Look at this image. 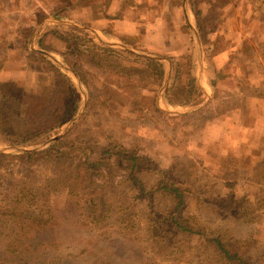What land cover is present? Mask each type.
I'll return each mask as SVG.
<instances>
[{
    "label": "rangeland",
    "instance_id": "374dc122",
    "mask_svg": "<svg viewBox=\"0 0 264 264\" xmlns=\"http://www.w3.org/2000/svg\"><path fill=\"white\" fill-rule=\"evenodd\" d=\"M89 1L0 0V78L5 76L11 79L25 93L40 94L52 72L50 63L67 71L62 58L71 62L75 58L66 50L65 42L53 35V31L70 35V27H76L73 25L76 15L74 9L76 6L85 8ZM201 1L191 0L190 11L194 17L198 15L200 20L205 11ZM233 1L222 0L219 4H211L208 12L212 15L205 19L206 25L202 27L214 28L213 15L225 17L216 7L223 6L226 15H238V20L233 19L230 28L237 25L247 33L235 46L226 65L218 69L213 98L206 107L184 112L188 106L166 107L162 100L173 67L178 70L177 77L168 94L174 99L187 95L193 101L195 94H186V82L192 67L190 55L178 54L176 51L174 55L171 54L174 52L163 53L168 58L163 60L166 74L162 85L159 87L150 84L151 80H141L139 83H147L148 88L144 90L136 87L133 90L131 84L134 81L138 84L136 78L128 79L100 68L90 54L84 53L81 56V69L86 72L91 93L69 71L82 97L78 115L38 145H0V152L43 149L59 136H65L67 142L74 140L91 147L94 154L108 147L110 142L123 145L146 158L150 169L141 173L146 184L154 183L158 172L164 171L168 177L175 178L180 186L193 190L182 210L193 228L199 230V227H207L208 233L220 231L228 240L235 238L232 244L234 249L249 256H258L257 264H264V0ZM178 3L180 0H177ZM180 6L179 13L182 15ZM79 24L85 26L91 22ZM40 39L43 41L41 46L37 42ZM223 39L218 36L216 43L221 45ZM120 40H125L126 43H121L126 44V48L113 47L159 58L158 53L149 49L153 42L149 34L138 39L129 37ZM174 57L176 61L170 59ZM130 93L150 98L156 93V104L163 114L131 112L130 105L124 102V99H130ZM235 109L242 111L237 120L240 125H234L235 128L231 126L224 133L213 128L216 125L215 118ZM72 160L77 159L74 157ZM55 170L48 161L37 160L27 164L18 158L6 159L0 167V173L31 179L35 185L43 183L46 176L55 175ZM124 172L117 167L113 169L112 175L115 203L121 201L124 206L134 208L133 227L124 231L135 235L128 234L135 237L136 243L146 248L147 253H152V237H147L150 228L145 218V204L135 198L131 185L122 181L125 179ZM65 194L66 190L62 189L48 197H41L40 202L62 207ZM215 204L220 206L222 215L219 217L214 216L215 211H218ZM191 243V250L184 251L186 254L193 253L192 261L188 257L179 264H200L197 262L202 254L200 237L194 234ZM160 262L157 258L156 263Z\"/></svg>",
    "mask_w": 264,
    "mask_h": 264
},
{
    "label": "trees",
    "instance_id": "16d2710c",
    "mask_svg": "<svg viewBox=\"0 0 264 264\" xmlns=\"http://www.w3.org/2000/svg\"><path fill=\"white\" fill-rule=\"evenodd\" d=\"M70 30V35L56 30L53 35L65 42L66 50L75 58L74 62L67 58L61 61L89 92L86 72L81 69L84 53L90 54L100 68L136 78L138 84H131L133 90L148 88L147 83H139L141 80L162 85L166 64L158 57L112 47L77 27ZM37 42L41 46L43 41ZM170 59L176 61L175 57ZM50 67L52 72L40 94L25 93L16 82L0 80V145H38L78 115L82 102L78 87L68 71L53 63ZM172 71L162 96L164 105L186 107L200 103L203 94L192 73L188 75L186 94H195L193 101L187 95L174 99L168 94L178 70L172 67ZM130 96L124 102L130 105L131 112L163 114L156 104V93L151 98L136 93ZM111 143L94 154L91 147L59 136L43 149L0 152V167L6 159L18 158L27 164L48 161L56 169L55 175L46 176L39 185L31 179L0 173V264H179L188 257L192 261L193 253L186 254L184 250L193 247L194 234L200 237V264H257L258 256L232 247L235 238L228 240L220 231L208 233L207 227L193 228L182 213L193 190L180 186L164 171L158 172L154 183L146 184L141 175L150 169L146 158ZM117 167L125 170L122 181H127L135 198L145 204L152 253L136 243L131 237L135 235L124 231L133 227L134 208L113 199L112 175ZM62 189L66 190L62 207L40 202L41 197ZM215 208L218 211L214 216H221L220 206L215 204ZM157 258L160 263H156Z\"/></svg>",
    "mask_w": 264,
    "mask_h": 264
},
{
    "label": "crops",
    "instance_id": "0c3cea01",
    "mask_svg": "<svg viewBox=\"0 0 264 264\" xmlns=\"http://www.w3.org/2000/svg\"><path fill=\"white\" fill-rule=\"evenodd\" d=\"M234 1L236 2V0ZM220 2L222 0H202L201 3L204 5L205 11L201 14L200 20L198 15V17H194L190 12L192 11L191 0H180L178 4L177 0H90L85 8L76 6L73 25L89 31L98 40L106 42L112 47L125 46L126 44L121 43L125 40L120 39L129 37L138 39L139 36L149 34L153 39L149 49L158 53L161 60L168 58L163 53L174 52L171 54L190 55L191 73L203 94L200 103L184 109L186 112H192L206 107L212 100L218 69L226 65L232 51L236 49L235 46L247 34L237 25L235 28H230L233 24L232 20H238V15H226L223 6H217L216 10H221L225 17L214 14L215 27L202 28L206 25L205 19L212 15L208 12L210 5ZM180 4L182 15L179 13ZM80 19L84 22H91V24L85 26L79 24L83 22ZM218 36L224 38L221 45L216 43ZM0 80L12 81L5 76ZM240 113H242L241 110L235 109L215 118L216 125L213 128L222 133L231 126L235 128L234 125L238 124ZM233 122L236 124H232Z\"/></svg>",
    "mask_w": 264,
    "mask_h": 264
},
{
    "label": "water",
    "instance_id": "95a60500",
    "mask_svg": "<svg viewBox=\"0 0 264 264\" xmlns=\"http://www.w3.org/2000/svg\"><path fill=\"white\" fill-rule=\"evenodd\" d=\"M122 47H125V46H122ZM126 48V47H125ZM128 48V47H127ZM131 51V50H130ZM136 54H138V53H136ZM138 55H141V54H138ZM143 56H147V55H143ZM68 71H70V73H72V71L69 69V68H67V67H65ZM73 74V73H72ZM74 75V74H73ZM74 77L77 79V77L74 75ZM166 79H167V77H166ZM164 84H166V82H164ZM191 111V110H190ZM184 112H186V111H184ZM55 138H57V137H54L53 139H55Z\"/></svg>",
    "mask_w": 264,
    "mask_h": 264
}]
</instances>
